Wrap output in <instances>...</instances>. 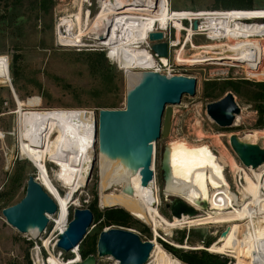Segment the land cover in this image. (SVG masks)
<instances>
[{"label": "rangeland", "instance_id": "374dc122", "mask_svg": "<svg viewBox=\"0 0 264 264\" xmlns=\"http://www.w3.org/2000/svg\"><path fill=\"white\" fill-rule=\"evenodd\" d=\"M32 1L34 0H19L17 9H12L11 5L6 9L3 3L0 4V11L5 14L4 18L0 19V56H4L6 59V74L0 75V264H35L37 260L45 263L50 257V253L43 246L42 240L48 236H50V247L54 248L53 252L58 256L60 255L62 261H67L78 255L82 258L81 252H83L85 255H96L97 264H119L111 255H97V240L101 230L117 227L116 225L101 226L104 218L103 213H99L97 219L93 216L91 226L78 245L77 254L72 250L59 251L57 249L56 241L60 231H55L54 223L49 222L45 231L37 238H33L27 233H21L13 228L5 221L1 213L4 207L18 202L24 196L29 175H33L54 199L52 190L38 177L39 163L24 157L20 152L22 143L21 122L24 111L88 110L97 116L99 109L106 108L102 106L115 101L118 103L115 109L123 108L125 93L129 84L126 72L117 66L112 57H107L108 49L101 46L97 40L85 39V44L79 45L65 43L61 46L56 44L57 22L60 18L63 20V17L65 18L71 13L74 14L80 0H52L51 3H46L43 10L33 9ZM170 2L173 10L190 11L191 15H221L230 10L264 9V0H170ZM210 10H225L226 12H210ZM12 11L15 17L10 14ZM97 11L98 7L93 2L91 17ZM171 27H173L172 24ZM187 30L189 31L188 28ZM174 32L175 30L172 28V39L175 37ZM89 33L84 35L94 36L92 31ZM182 36L181 39L183 40ZM249 40L253 42L251 56H255L261 62V67L257 69L259 72L256 73V62L252 61V63L244 64V70L254 77L246 76L241 68H236V70L231 68L226 71L224 66L205 63L190 64L189 62L172 68V74L195 77L196 92L194 96L183 95L181 103L173 106L174 118L170 135L167 138H159L153 146V166L151 165V169L159 187L158 210L169 221H172L173 217L165 205L174 196L166 195L163 190L161 156L170 142L179 141L189 145H207L213 154H216V157H220L221 161L218 157L217 159L222 165L225 162L223 165L224 176L231 191L238 196L239 206H242L247 200V194L244 190L246 181L243 174L246 172L252 178L254 174L241 163L230 147L229 136L236 134L244 141L257 143L264 148V128L256 127L257 112L253 102L234 93V99L240 107V112L235 115L231 126H219L206 112V105L212 100L206 97L207 92L205 90L211 87L209 84L211 82H221L228 79L264 81V53L261 51L264 50V37H251ZM206 42L204 35L192 37L191 42L186 41L184 54H192L193 57L185 58L186 60L183 61L197 60L205 48L200 52L198 49L202 47L196 45L204 43L201 44L203 46L210 43ZM230 42L233 45L237 44L233 39H230ZM205 56L212 55L205 54L202 57ZM153 64L154 62L150 64L149 68ZM13 68L14 71L16 70L18 90L12 82ZM162 71L167 72V69L164 68ZM105 73L112 80L108 86L104 80ZM226 92H223L222 96ZM254 131L262 132L255 138L247 136L248 133ZM95 152H97V147ZM46 167L56 187L61 193L66 192V189L54 176L57 169L56 165L52 161H46ZM257 168L259 169L256 171H259L261 165ZM239 177H241L240 181ZM119 189V186L105 189L100 182L99 162L98 160L95 161L87 183L75 192L78 205L69 207L67 222L74 207L89 208L91 206L97 207L101 211L103 209L102 204L99 203L101 190L110 192ZM203 212L202 210L199 211L200 214ZM51 215L55 218V214ZM132 216L136 220L137 226L131 227V229L141 235L143 241H156L162 249L182 264L185 263L171 253L165 244L178 247L183 251L205 249L210 253L219 255L226 261L225 264H243L234 253L210 251L202 243L207 241L211 245L219 238L226 225H229L228 223L182 224L173 227L164 225L157 227L155 232L152 225L147 221L135 215ZM245 220H236L235 222L239 224ZM65 224L67 225V223ZM178 239H181L182 242L177 241ZM152 250L145 264H155V256H151ZM60 252L61 254H59Z\"/></svg>", "mask_w": 264, "mask_h": 264}, {"label": "bare ground", "instance_id": "6f19581e", "mask_svg": "<svg viewBox=\"0 0 264 264\" xmlns=\"http://www.w3.org/2000/svg\"><path fill=\"white\" fill-rule=\"evenodd\" d=\"M84 1L86 0L78 2L74 14L63 17L59 24L60 37L68 36L63 41H72L69 36H73L74 30L77 32L78 29L79 35L92 31L93 38L108 49L110 58L112 57L117 66L126 72L130 83L136 79L139 71L149 68L150 64L155 62L154 57L145 48L148 42L147 35L155 27L167 29L168 25L172 24L179 31L183 29L182 19L191 21L193 18L201 19L200 28L205 30L209 38L215 39L223 34L228 37L227 41L200 46L205 48L203 51L205 54L212 56L217 55L218 52L214 51L217 47H225L227 51L223 53L225 55L251 56L253 42L249 38L264 37V22L242 26L234 20V26L228 24L231 20L241 17H264V9L230 10L221 15H191L190 11L171 9L168 0H158V6L157 0H97L98 11L91 17V14L84 12L82 6ZM188 29L191 35L193 28ZM230 39L235 40L237 44L233 45ZM5 69L6 59L0 56V75L6 74ZM94 115L88 110L73 109L26 110L23 113L20 152L24 157L39 163L38 177L54 193L57 212L55 218L51 214H47V217L49 222L54 223L55 231L64 230L69 207L78 205L75 192L84 185L86 178L84 165L94 151ZM261 132H250L247 136L255 138ZM238 138L244 141L240 136ZM217 157L204 144L189 145L177 141L170 142L165 148L164 162L168 168L165 194L179 196L198 209L200 208L195 203L196 200H206L209 208L203 214L167 220L158 210L159 187L155 176L149 184L142 186L138 172L130 174L119 162L102 156L98 159L101 184L105 189L113 186H119L120 189L110 192L101 190L99 203L124 206L133 215L152 225L155 232L157 227L164 225L173 227L182 224L228 223L227 235L222 239L219 237L208 250L230 251L243 264H264V163L261 164L259 171H256L259 168L247 166L254 174V179L246 172L243 174L247 200L239 206L238 196L231 191L224 176L225 162L222 165ZM46 161H52L56 165L54 176L66 192L61 193L51 180ZM125 182L131 184L132 194L122 191ZM242 219L246 220L239 224L235 222ZM25 233L37 238L42 232L30 227ZM42 241L50 257L45 263L37 260L35 264L73 262L62 261L60 255L53 252L54 248L50 247V236L46 239L44 237ZM152 243L151 256H155V264H182L162 249L156 241ZM57 249L62 251L60 248ZM77 251L78 247L72 250L76 254ZM78 259L75 256L74 261Z\"/></svg>", "mask_w": 264, "mask_h": 264}, {"label": "water", "instance_id": "95a60500", "mask_svg": "<svg viewBox=\"0 0 264 264\" xmlns=\"http://www.w3.org/2000/svg\"><path fill=\"white\" fill-rule=\"evenodd\" d=\"M197 28V21L192 23ZM160 30L149 31L148 40L151 43L152 53L157 57L168 56L167 42ZM107 57L110 58L109 52ZM196 92V78L182 74L167 75L153 70H141L136 79L128 84L125 93L123 108H101L95 116L93 155L85 163V181L87 183L95 161L100 156L115 160L122 164L130 174L138 172L140 183L146 186L153 179L151 169L153 146L159 138L170 135L174 109L173 106L181 103L183 95L194 96ZM208 116L219 126H231L240 107L231 91H227L221 98L206 105ZM230 147L247 167L257 168L264 163V148L257 143L241 141L238 135L229 136ZM97 147V152L95 148ZM165 149L161 156V173L163 190L168 177V168L164 162ZM122 191L133 193L129 182H125ZM195 205L188 203L179 196H174L166 203L172 217H193L200 210L209 208L206 200L198 199ZM120 206L118 204H103L102 208ZM125 208L124 206H120ZM57 204L33 175H29L24 196L16 203L1 210L5 221L21 233L30 227L43 232L48 224L47 214L57 212ZM129 211L127 208H125ZM132 215L133 213L129 211ZM93 221V213L89 208L74 207L72 218L66 227L57 236L56 246L63 251H71L78 247ZM229 231V226L220 233V239ZM153 248V243L143 241L140 235L131 228L121 226L108 227L99 233L97 240V255H111L119 264H145ZM71 258L69 264H97V257L88 254L85 258L77 256Z\"/></svg>", "mask_w": 264, "mask_h": 264}, {"label": "trees", "instance_id": "16d2710c", "mask_svg": "<svg viewBox=\"0 0 264 264\" xmlns=\"http://www.w3.org/2000/svg\"><path fill=\"white\" fill-rule=\"evenodd\" d=\"M19 0H0V4L3 3L4 8H8L10 5L12 9H17ZM52 2V0H34L31 2L33 9L38 8L39 10H43L45 8L46 3ZM13 17H15L13 11ZM5 14L0 11V19L4 18ZM104 80L106 86L112 83L111 77L108 74H104ZM13 85L18 90L17 86V76L16 70L13 68ZM211 87H208L205 91L206 97L209 100H217L220 98L225 91H231L235 95L245 98L248 101L253 102L254 109L257 112L256 118V127L264 128V81H249L247 79H239V80H223L221 82H211L209 83ZM117 101L113 103H109L108 105H104L102 107L106 108H115L117 106ZM92 211L93 216L97 219L99 218V213H103V223L101 226L108 225H116L125 228H131L136 225V220L133 218L132 214L129 213L122 207H106L101 211L97 207H89ZM72 218V213L70 214V219ZM69 219V220H70ZM142 239V236L140 235ZM177 241L182 242L181 239ZM205 247H209L210 242L203 241L202 242ZM166 248L177 256L181 261L185 264H225L224 261L219 255L208 252L205 249H192L188 251H183L178 247H173L166 245ZM82 258H85L87 255L81 252Z\"/></svg>", "mask_w": 264, "mask_h": 264}, {"label": "built area", "instance_id": "2783aa9c", "mask_svg": "<svg viewBox=\"0 0 264 264\" xmlns=\"http://www.w3.org/2000/svg\"><path fill=\"white\" fill-rule=\"evenodd\" d=\"M93 2L98 7L97 0H86V1H84L82 6H83V9H84L85 13L88 12L89 14H91ZM158 5H159V2L157 0V6ZM152 6H154V5H152ZM169 7L172 8L170 0H169ZM219 11L226 12L225 10H210V12H219ZM217 19L221 20L223 18H217ZM61 20L62 19L60 18L59 21L56 24V37H55L56 44L61 45V46L65 45V43H71V44H74V45H79V44H85L84 43L85 39H93L94 40V38L92 36L79 35L78 34L79 33L78 29H77V32L73 31V36L72 35L69 36V38H71L72 41H63V39L68 37V36H64L62 38L60 37L59 24H60ZM234 20L238 21V23H240L242 26H246V24L247 25H251V24H254V23L264 22V17H241V18H238V19H233V21L231 20L230 22H228V24H231V26H234ZM193 21H197V28L193 29V33L189 36L187 28L188 27L189 28H193L192 27ZM193 21H191V19H182L181 23H183V29H180L179 31L177 30V28L171 27L170 25H168L167 29L166 28L161 29L159 27H155L152 31L160 30V31L163 32V35H164L163 40L167 42L168 56L166 58H161V57H157L156 54L152 53L151 48H150V45H151L152 42H150L148 40V35H147V41L148 42L146 44V49L154 57L155 62L152 65L151 68H147V69H144V70H153V71H157V72L164 73V74H167V75H173L171 73L172 68H174V67H176V66H178L180 64H187L189 62H190V64H200V63L204 64L205 63V64L214 65V66L215 65L224 66L226 68V71H228L231 68H233V70H236V68H241V69L244 70V64L247 63V62H252L253 61V62H256L255 72L256 73L259 72V71H257V69H259V67H261V62L255 56L247 55L246 57H243V56H240V55H238V56L225 55V54H223V53H227V51H225V47H217L216 49H214L215 52H218L217 55H215V56H205V57H202L203 55H205V52H202L204 49L200 48L198 50L200 52H202V53H200L201 56L198 57V59L200 58L199 60L197 59V60L183 61V60H186L185 58H188V57L192 56V54L191 55H185L184 54V46H185L184 44L188 40L191 42V39L194 36L204 35L206 40H207L206 43H208V42L214 43V42H217V41H227L228 40V37H227L226 34L218 36L215 39L209 38L208 35L205 34V30H201V28H200L201 19L193 18ZM184 23H185V25H184ZM172 28L175 30L174 39L171 38V29ZM181 32H182V34H184L183 36H182ZM181 36L183 37V40L181 39ZM175 42H177V43L175 44ZM201 44H204V43L197 44L196 46H201ZM176 47H178V48L175 50L174 48H176ZM221 53L223 54L222 56L219 55ZM164 68L167 69V72H163L162 71V69H164ZM250 71H252V70H250ZM244 72H245L246 76L249 75L246 70H244ZM249 76H252V75H249ZM252 77H254V76H252ZM240 180H241V177H239V181Z\"/></svg>", "mask_w": 264, "mask_h": 264}, {"label": "crops", "instance_id": "0c3cea01", "mask_svg": "<svg viewBox=\"0 0 264 264\" xmlns=\"http://www.w3.org/2000/svg\"><path fill=\"white\" fill-rule=\"evenodd\" d=\"M264 53V50H261ZM263 60V59H262Z\"/></svg>", "mask_w": 264, "mask_h": 264}]
</instances>
